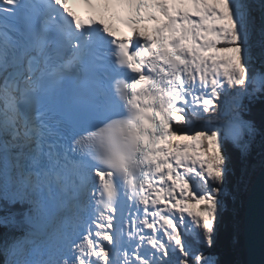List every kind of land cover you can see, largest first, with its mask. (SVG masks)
Listing matches in <instances>:
<instances>
[{
	"label": "snow or ice",
	"instance_id": "1",
	"mask_svg": "<svg viewBox=\"0 0 264 264\" xmlns=\"http://www.w3.org/2000/svg\"><path fill=\"white\" fill-rule=\"evenodd\" d=\"M257 102L254 0H0V264H221Z\"/></svg>",
	"mask_w": 264,
	"mask_h": 264
},
{
	"label": "trees",
	"instance_id": "2",
	"mask_svg": "<svg viewBox=\"0 0 264 264\" xmlns=\"http://www.w3.org/2000/svg\"><path fill=\"white\" fill-rule=\"evenodd\" d=\"M254 3L259 8L260 0H254ZM253 118L258 123L264 118V102L256 103L253 108ZM225 151L229 156V166L232 168V172L227 178L231 195L226 200L227 209L218 223L215 245L212 251L219 256L221 264H245L241 235L243 213L241 207L244 205L256 174L264 166V162L261 160L259 149H256L247 171L242 175L238 151L230 143L225 144Z\"/></svg>",
	"mask_w": 264,
	"mask_h": 264
},
{
	"label": "water",
	"instance_id": "3",
	"mask_svg": "<svg viewBox=\"0 0 264 264\" xmlns=\"http://www.w3.org/2000/svg\"><path fill=\"white\" fill-rule=\"evenodd\" d=\"M256 18L264 27V3L260 0ZM242 246L245 264H264V166L256 174L243 205Z\"/></svg>",
	"mask_w": 264,
	"mask_h": 264
},
{
	"label": "rangeland",
	"instance_id": "4",
	"mask_svg": "<svg viewBox=\"0 0 264 264\" xmlns=\"http://www.w3.org/2000/svg\"><path fill=\"white\" fill-rule=\"evenodd\" d=\"M257 9H258V8L255 6V15L257 14V11H258ZM257 24H258V27H260V26H259V23H258V20H257ZM195 127H198V125H195L193 129H195ZM2 259H3V256L0 255V260H2Z\"/></svg>",
	"mask_w": 264,
	"mask_h": 264
},
{
	"label": "bare ground",
	"instance_id": "5",
	"mask_svg": "<svg viewBox=\"0 0 264 264\" xmlns=\"http://www.w3.org/2000/svg\"><path fill=\"white\" fill-rule=\"evenodd\" d=\"M194 130V129H193ZM246 193V192H245ZM242 202V201H241ZM241 208H243V207H241ZM242 225V224H241ZM242 235V234H241Z\"/></svg>",
	"mask_w": 264,
	"mask_h": 264
}]
</instances>
